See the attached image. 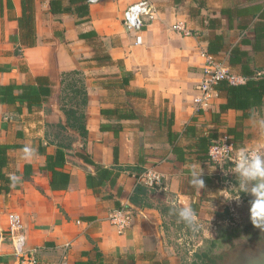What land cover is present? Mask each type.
<instances>
[{"label":"crops","instance_id":"0c3cea01","mask_svg":"<svg viewBox=\"0 0 264 264\" xmlns=\"http://www.w3.org/2000/svg\"><path fill=\"white\" fill-rule=\"evenodd\" d=\"M49 1L34 0L33 46L20 39V0H11L12 7L0 2V86H35L37 76L56 83L54 70L79 71L88 96L85 151L118 176L113 186L92 189L89 170L65 160L57 169L69 175L68 184L53 187L43 166L56 151L46 125L58 122V108L53 101L30 107L0 101V144L8 146L2 172L19 177L16 183L0 179V224L5 225L8 211L20 216L24 247L39 264H181L158 208L190 205L198 221L229 225L237 196L220 185L239 183L231 177L233 165L208 162L206 145L198 139L237 132L235 148L264 149V130L252 122L264 117V0H149L154 18L139 32L127 31L121 22L123 11L138 0H99L88 5L85 16L73 6L52 15ZM177 22L193 35L173 30ZM203 53L245 77L227 108L229 94L215 88L210 105L197 110ZM25 147L33 149L30 157ZM135 170L142 171L138 178ZM148 171L162 177L148 197L152 207L132 208L131 225L119 234L109 214L126 207ZM193 171L202 172L204 188L192 185ZM0 264H18L9 242L1 246Z\"/></svg>","mask_w":264,"mask_h":264},{"label":"trees","instance_id":"16d2710c","mask_svg":"<svg viewBox=\"0 0 264 264\" xmlns=\"http://www.w3.org/2000/svg\"><path fill=\"white\" fill-rule=\"evenodd\" d=\"M2 3V0H0ZM21 14L17 18L20 39L26 46L35 44V6L34 0H20ZM7 5L12 7L11 0H7ZM74 10L81 16L88 13V4L85 0H69L67 5H63L62 0H50L49 12L53 14L61 12H69ZM55 75H59V81L52 83L48 77H35V86L16 85L10 83L0 86V101L6 104H12L18 101L19 104L26 103L28 107L32 104H40L42 100L49 103L53 101L60 112L57 123L47 124L46 137L49 143L56 146V151L52 155L46 156V163L43 166L51 175V185L66 186L68 184L69 175L57 168L62 167L65 160L79 162L85 166L90 173L87 175V185L92 189L103 186H113L118 176V171L114 167H104L94 162L90 155L85 151V143L87 139L86 114L85 108L88 101L87 90L84 84L83 76L79 71L71 70L67 72H59L54 70ZM53 87H55L53 93ZM215 88L224 89L229 94L228 104L225 108L233 104L232 99L236 100L243 85H228L225 81L219 82ZM18 89L20 92L14 94L13 90ZM224 107V106H223ZM20 111V109H17ZM222 111V110H221ZM216 116V114H215ZM231 133L228 132L229 136ZM233 134V135H232ZM230 141L235 147L236 142L240 139L237 132H232ZM221 135L211 132L208 137H200L199 143L206 145L203 150L206 151L205 158L208 160V148L214 141L218 140ZM8 146L0 144V179L5 182H11L10 178L4 175L2 168L6 164V150ZM114 160L117 162V150L114 149ZM130 168V167H127ZM119 170V169H118ZM134 171V170H133ZM136 171V170H135ZM141 170L136 171V177L141 174ZM158 187H148L140 179L136 184L132 195L129 197L126 208L131 210L134 207H148L152 205L148 202V197L157 190ZM7 191V190H6ZM118 195V193H116ZM117 208L120 207L119 202L116 203ZM172 206L163 205L158 210L162 216L172 213ZM175 217V215L173 216ZM102 254L97 252L96 259H101Z\"/></svg>","mask_w":264,"mask_h":264},{"label":"built area","instance_id":"2783aa9c","mask_svg":"<svg viewBox=\"0 0 264 264\" xmlns=\"http://www.w3.org/2000/svg\"><path fill=\"white\" fill-rule=\"evenodd\" d=\"M88 5L99 0H85ZM154 18L153 5L149 0H138L129 5L122 13L121 22L127 31H141L142 27ZM172 29L181 32L183 35H193L181 22L172 25ZM136 42H140L139 37ZM206 65L204 68V78L196 86L199 97L195 99L197 110H203L210 105V101L215 93V86L225 81L228 85H240L245 82V77L236 74L231 69L217 60L213 55L203 53ZM238 150L230 141V136H221L211 143L208 148V162L212 164L235 165L238 159ZM148 187H160L162 177L155 172L148 171L140 177ZM110 225L117 233L122 234L132 222V213L125 206L115 209L109 214ZM5 225L0 224V249L4 243L9 242L13 248V256L18 260V264H39L35 257L29 255L25 249V235L22 220L19 215L9 212L4 219ZM54 264H66L65 260Z\"/></svg>","mask_w":264,"mask_h":264},{"label":"rangeland","instance_id":"374dc122","mask_svg":"<svg viewBox=\"0 0 264 264\" xmlns=\"http://www.w3.org/2000/svg\"><path fill=\"white\" fill-rule=\"evenodd\" d=\"M225 165V164H219ZM232 178L239 177L236 173L231 174ZM222 188L228 189L230 195H236L234 210L229 211L227 219L230 224H211L210 219H202L199 222V228L196 230L189 229L186 227L173 213L166 215L165 222L166 228H164L167 242L173 247L174 254H176L181 264H204V256L202 250L208 247L213 248L216 244L222 243V241L228 240L232 236H240L241 239L246 236H251L246 233L243 228L247 225L250 220V201L252 200L251 195L244 193L239 188V183L234 186L230 183L221 184ZM232 187V188H229ZM233 204V203H232ZM11 212V211H8ZM1 216L3 212L0 211ZM222 222V221H221ZM131 225V224H130ZM130 227V226H129ZM200 252L201 256L197 253Z\"/></svg>","mask_w":264,"mask_h":264},{"label":"clouds","instance_id":"9594fccd","mask_svg":"<svg viewBox=\"0 0 264 264\" xmlns=\"http://www.w3.org/2000/svg\"><path fill=\"white\" fill-rule=\"evenodd\" d=\"M252 122L255 127L264 130V117L252 118ZM23 151L27 157L33 154V149L30 147H25ZM234 167L239 177L240 190L252 197L249 209L250 222L255 228L264 229V149L259 145L240 148ZM9 178L13 183L19 180L14 174ZM191 183L193 186L204 188L202 172L193 171ZM171 211L189 229L199 228L197 213L190 205L173 206Z\"/></svg>","mask_w":264,"mask_h":264},{"label":"flooded vegetation","instance_id":"af4514ba","mask_svg":"<svg viewBox=\"0 0 264 264\" xmlns=\"http://www.w3.org/2000/svg\"><path fill=\"white\" fill-rule=\"evenodd\" d=\"M252 238L248 243L243 241L240 236H232L222 243L216 244L213 248L203 249L204 264H231L235 259L246 257L251 253L259 255L264 253V229L255 228L250 220L243 228ZM201 256V253H197Z\"/></svg>","mask_w":264,"mask_h":264},{"label":"water","instance_id":"95a60500","mask_svg":"<svg viewBox=\"0 0 264 264\" xmlns=\"http://www.w3.org/2000/svg\"><path fill=\"white\" fill-rule=\"evenodd\" d=\"M251 238L252 236H246L242 240L248 243ZM231 264H264V253H261L259 255L251 253L249 255H246V257L241 256V258L235 259Z\"/></svg>","mask_w":264,"mask_h":264}]
</instances>
